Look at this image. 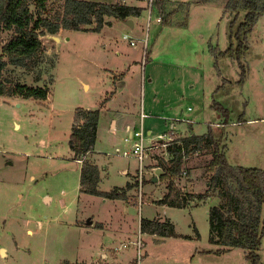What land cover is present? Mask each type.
Listing matches in <instances>:
<instances>
[{
  "label": "rangeland",
  "instance_id": "rangeland-1",
  "mask_svg": "<svg viewBox=\"0 0 264 264\" xmlns=\"http://www.w3.org/2000/svg\"><path fill=\"white\" fill-rule=\"evenodd\" d=\"M29 1L37 16L35 0ZM89 1L144 9L129 19L134 28L108 18L111 25L100 34L65 30L46 35L33 70L9 66L2 73L11 84H48L50 93L46 101L0 96V264H251L242 248L218 254L223 246L211 241L209 210L218 205L217 195L181 209L159 205L168 192L158 169L165 146L156 147L154 158L145 161L141 182L139 161L117 154V149L131 148L127 128L115 131L111 120L129 112L137 119L131 126L138 128L147 102L156 108L153 113L147 109L154 117L147 122L156 123L157 132L147 131V145L159 142L158 134L171 130L176 120L190 119L193 126L175 122V132L204 135L210 128L230 165L264 170V13L250 33L240 36L248 50L238 58L236 35L245 11L239 16L227 12L228 0L194 3L190 10L180 4L189 0H164L168 12L181 7L170 23H162L156 8L150 12V0ZM64 2L48 0L45 15H61ZM11 37L3 33L0 45ZM211 47L216 52L232 47V53L215 57ZM243 72L246 79L240 83ZM122 81L126 85L119 91ZM78 109L101 111L97 144L85 160L99 167L101 192L131 183L125 201L80 192L83 163L69 138ZM157 116L169 120L166 127H159ZM211 158L200 152L186 159L177 186L188 194L207 191L205 169ZM194 181L201 186L192 190ZM143 219H167L184 237L142 234ZM262 244L260 264L264 238Z\"/></svg>",
  "mask_w": 264,
  "mask_h": 264
},
{
  "label": "trees",
  "instance_id": "trees-1",
  "mask_svg": "<svg viewBox=\"0 0 264 264\" xmlns=\"http://www.w3.org/2000/svg\"><path fill=\"white\" fill-rule=\"evenodd\" d=\"M47 1L35 0L37 8V16H35L29 0H0V37L3 33H12L9 41L0 45V96L47 100L50 93L48 84L46 86L11 84L1 78L2 73L9 66L26 71L33 70L45 50L42 38L46 35L56 36L64 30L100 34L106 25H111L107 22L108 18L127 21L140 16L144 9L128 6L122 2L112 4L89 0H65L62 14L51 18L45 15ZM210 1L212 0H190L180 4L190 10L194 3L206 4ZM152 5L162 17V23H170L172 15L181 9L178 6L168 12L164 0H153ZM226 10L235 12L237 16L241 10L245 11L244 22L239 26L236 35L240 41L237 54L239 58L248 50L244 47L240 36L247 35L255 27L264 13V0H228ZM210 51L215 57L229 55L232 53V47L225 52H216V48L211 47ZM245 79L243 72L240 83ZM219 109L226 113L222 107ZM100 113V110L91 109L76 111L75 123L69 138L77 159L83 160L95 150ZM166 151L169 160L161 158L158 168L163 172L160 179L168 181L166 186L168 192L158 202L159 205L181 209L190 207L194 200L207 201L217 195L219 203L210 207L209 220L211 241L223 246L218 254L234 248H242L251 264H260L259 251L264 238V170L230 165L224 148L210 128L204 135L180 136L167 147ZM200 152H208L212 156L205 169L207 191L199 195L188 194L177 186V181L184 173L185 160ZM80 175V192L86 195L125 201L127 191L133 187L129 184L124 189L101 192L100 169L87 160L83 162ZM198 204L193 203V205ZM140 229L142 234L184 237L177 233L175 226L167 219L165 221L143 219Z\"/></svg>",
  "mask_w": 264,
  "mask_h": 264
},
{
  "label": "built area",
  "instance_id": "built-area-1",
  "mask_svg": "<svg viewBox=\"0 0 264 264\" xmlns=\"http://www.w3.org/2000/svg\"><path fill=\"white\" fill-rule=\"evenodd\" d=\"M153 0H150V12H152V8H153ZM158 22H161V18L157 19ZM126 39H129L128 35H125ZM133 46H136V43H134V41L130 42ZM141 123L140 126L137 128L135 127H131L128 126L127 127V133H128V137L125 139V141L130 145V150H123L121 151L120 149H117V154L120 156H125V157H131V158H135L139 161L140 163V167H139V173H140V180L142 182L143 176H144V167H145V161L149 158H154V154H152V151L160 146V145H164L165 149L163 151H165L163 154L166 161L169 160L168 154H167V147L169 145H171L177 138L176 135H178L174 128L172 127L171 130H169L168 132H164L161 133L159 136L160 141L159 142H153L151 145H147L146 143V133L147 131L145 130L144 127V122L147 118H150L149 114L145 113L144 110H141ZM178 121H182V122H186L187 124H194L195 122L189 119H178L175 122ZM176 134V135H175ZM94 152V151H93ZM86 158H84L83 160H80L82 163L85 161ZM160 169V168H158ZM127 244L123 245L121 248H125L126 249ZM118 251L119 248L117 249Z\"/></svg>",
  "mask_w": 264,
  "mask_h": 264
},
{
  "label": "crops",
  "instance_id": "crops-1",
  "mask_svg": "<svg viewBox=\"0 0 264 264\" xmlns=\"http://www.w3.org/2000/svg\"><path fill=\"white\" fill-rule=\"evenodd\" d=\"M190 1V0H189ZM123 2H125V0H123ZM112 4H114V3H112ZM129 6V5H128ZM138 7H142L143 8V6H140V5H138ZM106 27H104V29H105ZM103 29V30H104ZM103 30H102V32H103ZM62 33V35L65 33V30L64 31H62L61 32ZM62 35L60 36V38H59V40L61 41L62 40ZM88 86H89V84H87ZM126 85V82L125 81H122V84L120 85V86H117V90L119 89V91L120 90H122V87H124ZM118 92V91H117ZM143 108V110H144V112L145 113H147V109L149 110V112H151V113H153V111H155L154 109H156L152 104H147V102H145L144 103V106L142 107ZM142 108H141V110H142ZM141 110H140V112L139 113H141ZM189 111V110H188ZM171 113H176L173 109H171ZM126 114L127 115H123L122 116V118L121 119H117V118H113L112 120H111V127H113L114 126V129H115V131H117L118 130V128H121L122 130L124 129V128H127L128 126H131L132 124H134V123H136L135 121L137 120H134L133 121V119L132 118H134V115L133 114H131V113H129V112H126ZM148 114V113H147ZM177 114V113H176ZM175 114H171V116L172 117H181V116H174ZM170 116V117H171ZM168 117V116H167ZM151 118H154V117H150V119ZM148 119L149 118H147L146 120H145V122H144V127H145V130L146 131H149V134H157V132L155 131V129H154V127H155V124L156 123H154L153 121L152 122H150V123H148L147 121H148ZM157 119H159V121H160V123H159V127L162 125V126H164V127H166V123H167V121H169V120H166L167 118H163V117H161V116H157ZM190 120V119H189ZM171 126L174 128V130L176 131V128H177V125L175 124V122L174 123H172L171 124ZM190 126H193L192 124H190ZM131 127H134V126H131ZM171 127V128H172ZM193 129V128H192ZM98 130H99V127H98ZM162 130V129H161ZM160 130V131H161ZM162 131H164V130H162ZM166 132V131H165ZM160 133H162V132H160ZM164 133V132H163ZM97 134H98V131H97ZM180 134H182V133H179L178 135H180ZM158 135H160V134H158ZM197 135H199V134H197ZM195 156H198V155H195ZM194 157V156H193ZM192 158V157H191ZM191 158H189V159H191ZM161 170V169H160ZM122 173L124 174V173H126V174H129L128 173V169H124V171H122ZM100 174H101V172H100ZM102 175V174H101ZM191 179V178H190ZM159 180V179H158ZM193 180V179H192ZM101 183H102V181H101ZM101 183H100V185H101ZM129 184H131V183H129ZM199 185L201 186V183L199 182H192L191 183V186H192V190H194V189H198L199 188ZM206 186H207V183H206ZM99 189H100V186H99ZM207 189V188H206ZM51 198V197H50ZM50 198H48V199H46V200H49ZM211 199V198H210ZM210 199H208L207 201H209ZM206 202V201H205ZM200 203V202H199ZM199 205V204H198ZM192 206V205H191ZM93 224L96 226V224H95V221L93 220ZM28 232H31V235L32 234H34V232L33 231H28ZM119 248H121V246H119ZM116 249H118V247H116ZM94 249H92L91 250V252L93 251ZM121 250H122V248H121ZM99 256H102V258L103 259H106V260H108V256H107V254H105V253H103V254H101L100 255V252H98L97 253ZM105 260V261H106ZM84 262H88V261H84ZM76 264H84V263H82L80 260H77L76 261ZM89 264V263H88Z\"/></svg>",
  "mask_w": 264,
  "mask_h": 264
},
{
  "label": "water",
  "instance_id": "water-1",
  "mask_svg": "<svg viewBox=\"0 0 264 264\" xmlns=\"http://www.w3.org/2000/svg\"><path fill=\"white\" fill-rule=\"evenodd\" d=\"M126 24L130 25L132 28H134V24H133V21L132 20H127L126 21ZM158 181V178H154L153 182H157ZM48 202V200H47ZM88 222H91V221H88Z\"/></svg>",
  "mask_w": 264,
  "mask_h": 264
},
{
  "label": "bare ground",
  "instance_id": "bare-ground-1",
  "mask_svg": "<svg viewBox=\"0 0 264 264\" xmlns=\"http://www.w3.org/2000/svg\"><path fill=\"white\" fill-rule=\"evenodd\" d=\"M2 252H3V253H5V251H4V250H2Z\"/></svg>",
  "mask_w": 264,
  "mask_h": 264
}]
</instances>
